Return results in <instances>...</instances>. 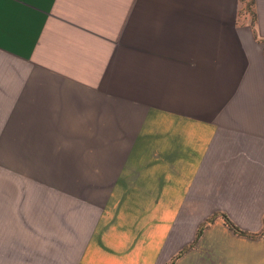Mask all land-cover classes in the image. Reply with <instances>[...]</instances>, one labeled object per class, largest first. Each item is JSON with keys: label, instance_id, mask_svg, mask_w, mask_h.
<instances>
[{"label": "crops", "instance_id": "obj_1", "mask_svg": "<svg viewBox=\"0 0 264 264\" xmlns=\"http://www.w3.org/2000/svg\"><path fill=\"white\" fill-rule=\"evenodd\" d=\"M253 1L254 27L241 0H0V116L112 121L125 76L162 80L184 58L209 111L190 136L166 137L159 177L144 176L148 203L159 179L160 202L189 204L176 225L165 217L153 234L146 211L94 222L0 178V264H264V0Z\"/></svg>", "mask_w": 264, "mask_h": 264}, {"label": "rangeland", "instance_id": "obj_2", "mask_svg": "<svg viewBox=\"0 0 264 264\" xmlns=\"http://www.w3.org/2000/svg\"><path fill=\"white\" fill-rule=\"evenodd\" d=\"M241 2L240 15L249 16L254 27V1ZM168 69L172 73L162 80L155 74L125 76L112 121L104 116L101 121H80L101 118L78 110L67 118L79 121L50 122L39 128L31 121H14L13 115L0 116L10 119L0 121V178L3 184L18 185L4 189L36 195L45 207L53 201L57 208L79 204L91 212L94 222L97 217L122 218L131 211L137 215L146 211L151 213L153 234L165 217L168 226L176 225V212L189 209V204L160 202L159 179L153 181L152 202L148 203L144 176L151 169L153 177H159L165 158L160 148L166 137L176 132L180 137L190 136L194 116L209 111L198 103V77L192 73L191 58H184L181 67ZM129 130L135 137H125ZM118 163L125 165L118 169L122 166ZM176 188L172 186L174 195L169 193L168 198H177L180 187ZM95 232L93 228L89 234Z\"/></svg>", "mask_w": 264, "mask_h": 264}, {"label": "trees", "instance_id": "obj_3", "mask_svg": "<svg viewBox=\"0 0 264 264\" xmlns=\"http://www.w3.org/2000/svg\"><path fill=\"white\" fill-rule=\"evenodd\" d=\"M225 220H226V222H229V220H228V218L225 216Z\"/></svg>", "mask_w": 264, "mask_h": 264}, {"label": "snow or ice", "instance_id": "obj_4", "mask_svg": "<svg viewBox=\"0 0 264 264\" xmlns=\"http://www.w3.org/2000/svg\"><path fill=\"white\" fill-rule=\"evenodd\" d=\"M33 2H36V0H33Z\"/></svg>", "mask_w": 264, "mask_h": 264}]
</instances>
